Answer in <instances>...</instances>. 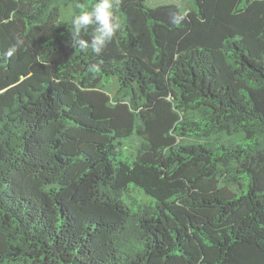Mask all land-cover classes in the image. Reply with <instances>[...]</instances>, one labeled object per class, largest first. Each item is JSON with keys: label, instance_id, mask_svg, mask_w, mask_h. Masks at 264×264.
<instances>
[{"label": "trees", "instance_id": "1", "mask_svg": "<svg viewBox=\"0 0 264 264\" xmlns=\"http://www.w3.org/2000/svg\"><path fill=\"white\" fill-rule=\"evenodd\" d=\"M95 3L0 0V264H264V0Z\"/></svg>", "mask_w": 264, "mask_h": 264}, {"label": "clouds", "instance_id": "2", "mask_svg": "<svg viewBox=\"0 0 264 264\" xmlns=\"http://www.w3.org/2000/svg\"><path fill=\"white\" fill-rule=\"evenodd\" d=\"M117 4L118 0H96L90 10L84 9L78 14L72 15L73 40L71 47L81 50L91 48L93 53L99 55L120 29V21L115 13ZM77 7L83 8L82 5H77ZM93 25L95 26L94 35L90 41L79 38V33L82 30ZM22 43V40L17 39L16 43L5 53L6 56H13ZM93 70L99 71V67L94 65Z\"/></svg>", "mask_w": 264, "mask_h": 264}, {"label": "rangeland", "instance_id": "3", "mask_svg": "<svg viewBox=\"0 0 264 264\" xmlns=\"http://www.w3.org/2000/svg\"><path fill=\"white\" fill-rule=\"evenodd\" d=\"M177 3L179 5H187L191 3V0H149V3L151 5H160V4H166V3Z\"/></svg>", "mask_w": 264, "mask_h": 264}]
</instances>
